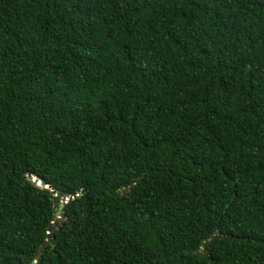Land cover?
<instances>
[{"label":"trees","instance_id":"1","mask_svg":"<svg viewBox=\"0 0 264 264\" xmlns=\"http://www.w3.org/2000/svg\"><path fill=\"white\" fill-rule=\"evenodd\" d=\"M0 264H264V0H0Z\"/></svg>","mask_w":264,"mask_h":264},{"label":"water","instance_id":"2","mask_svg":"<svg viewBox=\"0 0 264 264\" xmlns=\"http://www.w3.org/2000/svg\"><path fill=\"white\" fill-rule=\"evenodd\" d=\"M28 176H31V174H28ZM37 181V184L43 185L45 187H49L48 185H46V183L42 180V179H38L37 177H33V181ZM52 193L54 195H60L59 193H56L54 190H52ZM66 200V196H62L60 195V201H59V205H58V209L56 210V216L59 217L60 212H61V208L63 206V202Z\"/></svg>","mask_w":264,"mask_h":264}]
</instances>
